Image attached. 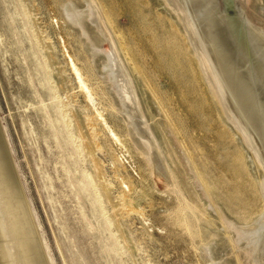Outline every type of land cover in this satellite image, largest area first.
Returning <instances> with one entry per match:
<instances>
[{"label":"rangeland","instance_id":"rangeland-1","mask_svg":"<svg viewBox=\"0 0 264 264\" xmlns=\"http://www.w3.org/2000/svg\"><path fill=\"white\" fill-rule=\"evenodd\" d=\"M69 1L89 2L0 0V130L44 264H208L207 247L219 263L259 264L243 255L244 241L235 244L223 214L252 230L264 214L260 169L173 11L163 0H97L155 129L162 170L148 161L142 136L131 135L117 86L103 80V60L91 63L60 13ZM239 1L229 18L218 0L222 39L258 79L264 57ZM248 4L262 27L264 0ZM90 24L106 50L107 36Z\"/></svg>","mask_w":264,"mask_h":264},{"label":"bare ground","instance_id":"bare-ground-1","mask_svg":"<svg viewBox=\"0 0 264 264\" xmlns=\"http://www.w3.org/2000/svg\"><path fill=\"white\" fill-rule=\"evenodd\" d=\"M163 1L166 7L173 11L185 32L190 49L196 56L206 84L222 109L224 118L232 124L243 146L251 151L252 161L260 169L257 188L264 198V71L258 79L253 78L252 74L246 76L245 67L238 63L226 48L225 40L222 39L219 14L216 12L218 0ZM248 1H239L243 11L242 19L243 22L247 20L248 31L252 33L255 45L264 57V25L257 27L253 23V18L249 16L246 8ZM234 5L236 8L235 0ZM60 13L64 15L68 24L77 30L91 63L97 66L99 59L103 60L101 72L103 80L106 84L117 86L118 94L126 105L125 117L131 127V135L142 136V147L148 155V161L155 163V166L162 170H168L160 151L158 137L154 133L155 129L153 130L145 119L133 74L121 56L119 45L111 37L112 33L110 34L109 27L106 26V19L97 0H89L88 6L83 8L69 1L61 5ZM91 20L95 28L107 36L109 47L104 51L98 47L92 30L94 28H91ZM81 83L86 88L82 79ZM223 217L226 228L235 234V244L242 245V241L246 243L244 247L242 246L243 249L241 248L243 255L252 260L255 257L254 260L259 264H264V214L253 225L251 231L239 229L234 220L225 214ZM205 257L208 264H224L216 262L210 247L206 248Z\"/></svg>","mask_w":264,"mask_h":264},{"label":"water","instance_id":"water-1","mask_svg":"<svg viewBox=\"0 0 264 264\" xmlns=\"http://www.w3.org/2000/svg\"><path fill=\"white\" fill-rule=\"evenodd\" d=\"M227 16L234 17L238 10L234 3L226 5ZM247 3L251 4V0ZM249 6V4H248ZM227 27H231L227 25ZM247 52L254 58L247 39ZM0 264H44L41 249L34 233L20 186H18L10 157L0 130Z\"/></svg>","mask_w":264,"mask_h":264}]
</instances>
